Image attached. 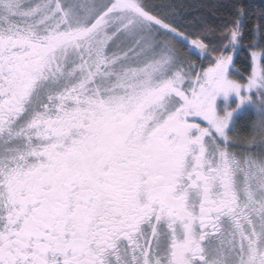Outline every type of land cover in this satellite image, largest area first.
Here are the masks:
<instances>
[{"label": "snow or ice", "instance_id": "obj_1", "mask_svg": "<svg viewBox=\"0 0 264 264\" xmlns=\"http://www.w3.org/2000/svg\"><path fill=\"white\" fill-rule=\"evenodd\" d=\"M220 18L0 0V264H264V115L237 152L215 106L264 113V0Z\"/></svg>", "mask_w": 264, "mask_h": 264}, {"label": "trees", "instance_id": "obj_2", "mask_svg": "<svg viewBox=\"0 0 264 264\" xmlns=\"http://www.w3.org/2000/svg\"><path fill=\"white\" fill-rule=\"evenodd\" d=\"M158 2L172 3L177 7L180 14L185 16L187 19L199 16L207 22L216 25L223 22L220 18V14L229 12L231 4V0H158ZM253 2L259 3V0H253ZM213 13H215V15H213ZM251 39L252 33L250 31L246 32L244 37L245 45H247ZM196 62L199 63L202 61L199 57H197ZM206 62H208V60H206ZM250 63V58L247 56V52L245 51L244 54L238 55L235 58L234 67L243 77H246L251 71ZM250 119L251 118L248 116H242L235 121L231 130V136L236 137V147H247V145L251 143V130L253 122H250Z\"/></svg>", "mask_w": 264, "mask_h": 264}, {"label": "rangeland", "instance_id": "obj_3", "mask_svg": "<svg viewBox=\"0 0 264 264\" xmlns=\"http://www.w3.org/2000/svg\"><path fill=\"white\" fill-rule=\"evenodd\" d=\"M185 53H187V55L185 56V60L186 61H191L194 63L195 67L192 69L193 72H199L202 69L206 68L209 66V63L206 62V60H208L206 57L205 58H201V56L199 55L198 52H196L195 50H193L192 53H188L187 49H183L181 52V55H185ZM199 57L201 59L202 62H196V58ZM208 63V64H207ZM233 77L237 78V79H244L246 77H243L238 71L237 69L234 67L233 69ZM247 93H245L243 90L241 92V95H246ZM251 95L253 96V98L255 99L256 93L253 92L251 93ZM218 104L217 110L219 112L218 116H225L227 115L228 112H232V117L229 123L228 128L226 129V131L230 132L233 128V125L235 123V121L242 117V116H248L250 119V122H253L254 120H258V115H264V113L258 112V109L256 107V105L252 102V101H247L245 102L243 105L240 104V97L235 93L232 92L230 94H228L227 97H225V95L223 93H221L217 99H216V103ZM252 120V121H251ZM231 134V133H229ZM251 134H252V130H251ZM235 148H237L235 146ZM254 149V151H258L260 149V146L257 144L254 147H252ZM248 148L247 147H243L241 149L242 152L247 151Z\"/></svg>", "mask_w": 264, "mask_h": 264}, {"label": "flooded vegetation", "instance_id": "obj_4", "mask_svg": "<svg viewBox=\"0 0 264 264\" xmlns=\"http://www.w3.org/2000/svg\"><path fill=\"white\" fill-rule=\"evenodd\" d=\"M215 106H216V110H217L218 104H215ZM217 114L219 115L218 110H217ZM197 122H200V121H197ZM205 123H206V122H205ZM226 132H227V134H228L229 136H231V134H229V133H231V131H230V132L226 131ZM241 149H242L241 147H237V148H235V145H234V150H235V151H237V152H242ZM251 150L254 151L253 148H252Z\"/></svg>", "mask_w": 264, "mask_h": 264}]
</instances>
